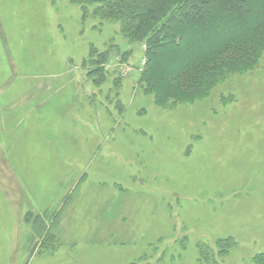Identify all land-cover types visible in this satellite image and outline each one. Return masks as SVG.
Here are the masks:
<instances>
[{
    "label": "rangeland",
    "instance_id": "1",
    "mask_svg": "<svg viewBox=\"0 0 264 264\" xmlns=\"http://www.w3.org/2000/svg\"><path fill=\"white\" fill-rule=\"evenodd\" d=\"M94 23L76 0H0L15 212L0 194V264H202L216 244L223 264H250L264 252V60L210 95L154 96L146 47Z\"/></svg>",
    "mask_w": 264,
    "mask_h": 264
},
{
    "label": "trees",
    "instance_id": "2",
    "mask_svg": "<svg viewBox=\"0 0 264 264\" xmlns=\"http://www.w3.org/2000/svg\"><path fill=\"white\" fill-rule=\"evenodd\" d=\"M76 2L83 17L91 12L95 25L118 24L120 35L130 44L146 47L140 81L145 94L210 95L233 76L245 75L264 60V0ZM50 217L45 212L33 223ZM56 219L52 218V226ZM228 253L217 244L216 249L206 245L199 262L223 264ZM250 264H264V252Z\"/></svg>",
    "mask_w": 264,
    "mask_h": 264
},
{
    "label": "crops",
    "instance_id": "3",
    "mask_svg": "<svg viewBox=\"0 0 264 264\" xmlns=\"http://www.w3.org/2000/svg\"><path fill=\"white\" fill-rule=\"evenodd\" d=\"M2 113H3V115L7 114L6 111H3ZM2 148H3V145L0 144V152H1V149H2ZM4 161H6V162L8 163L7 158H5ZM0 194L4 197V200L6 201V203L8 202L9 207H8V205H7V208L9 209L10 214H11V215H14V220H15V212H14L13 208L11 207V206L13 205V203H10L8 197H7L6 194H5L4 189L1 188V185H0ZM48 208H50V206H49V207H46V208L44 209V211H42V212H44V213H45V212H48V213H49V209H48ZM21 209H22V210H21ZM21 209H19V211H21V212H20V215H19V216H20V223H24V222L26 221L25 216H26L28 213L35 211V209L28 210L27 208H25V207L23 206V202H22ZM38 210H40V208H39ZM17 219H18V217H17ZM16 222H17V221H15V223H16Z\"/></svg>",
    "mask_w": 264,
    "mask_h": 264
}]
</instances>
